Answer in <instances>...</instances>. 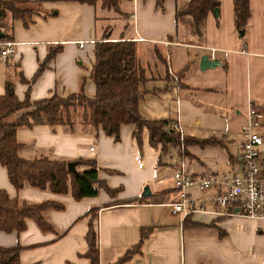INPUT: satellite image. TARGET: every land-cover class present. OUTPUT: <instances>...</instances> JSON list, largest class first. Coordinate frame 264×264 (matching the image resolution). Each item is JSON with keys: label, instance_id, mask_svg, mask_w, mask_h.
Listing matches in <instances>:
<instances>
[{"label": "crops", "instance_id": "0c3cea01", "mask_svg": "<svg viewBox=\"0 0 264 264\" xmlns=\"http://www.w3.org/2000/svg\"><path fill=\"white\" fill-rule=\"evenodd\" d=\"M216 1L218 19L209 12L202 26L211 32L206 36L202 32L197 40L191 18L175 16L176 8H185L188 0H164L161 5L156 0H121L118 12L100 4L45 1L41 12L32 15L29 27L20 19L12 21L10 41L16 51L5 60L0 58V94L5 81L11 80L20 101L28 90L31 100L54 93L67 96L79 91L84 79V92L92 97L95 85L89 75L95 61L94 44L109 33L111 40H134L141 64L155 72V79L145 85L149 92L139 102L142 116L176 122L180 137L212 140L163 148L161 143L150 144L146 128L135 137L131 124L120 126L118 140L100 127L82 124L73 132L60 125L19 128L16 136L23 144L21 156L92 159L98 179L110 190L99 187L95 197L79 200L29 185L16 190L0 165V189L10 198L64 204L62 210L44 212L53 230L42 231L30 219L21 232L0 230V247L21 246V264H91L86 256L90 222L96 233L99 264L119 261L137 244L141 228L147 227L153 230L141 252L123 264H264V220L236 214L235 207L213 213L214 188L186 189L194 207L202 205V211L183 216L171 210L179 200L173 182L175 168L181 167L191 177L240 170V127L248 105L263 113L257 131L263 139L259 151L264 174V0H249L242 35L233 26L231 0ZM79 42L84 45L80 47ZM56 45L62 50L30 87L20 80L21 76L30 80L49 47ZM173 48H181L185 58H171ZM189 49L201 52L191 55ZM166 52L170 55L165 58ZM201 55L217 64L199 70ZM171 75L176 76L175 81ZM27 110L16 112L14 118ZM145 189L149 193L144 196Z\"/></svg>", "mask_w": 264, "mask_h": 264}, {"label": "trees", "instance_id": "16d2710c", "mask_svg": "<svg viewBox=\"0 0 264 264\" xmlns=\"http://www.w3.org/2000/svg\"><path fill=\"white\" fill-rule=\"evenodd\" d=\"M45 1H75L91 5L100 4L103 8L119 11L121 0H0V44L12 38V21L22 20L25 27L33 22L32 15L41 12V3ZM161 5L164 0H156ZM232 22L236 30H242L249 15V0H231ZM218 6L216 0H188L183 9L176 8L175 16L188 15L192 21L195 35H201V27L206 15ZM62 50L61 45L50 46L45 59L39 62L37 70L26 82L30 87L42 74L55 55ZM95 61L90 70V78L95 85L92 97L85 94L81 81L79 91L67 96L56 93L49 97L31 100L29 90L20 101L15 94V84L11 80L4 83V92L0 94V165L4 166L9 182L16 190L29 185L39 189H48L55 194H70L74 200L95 197L99 187L109 188L98 179L95 161L77 159L76 166L84 165L86 169L71 173L67 169L66 160L51 159L39 156L28 159L20 155L23 144L17 139L19 128H31L36 124H46L52 128L57 125L74 131L77 124L100 127L106 135L119 138L122 124L133 125V135L140 137L143 128L148 130L150 144L184 146L193 141L200 145L212 140H191L180 137L179 131L173 128L168 120H152L142 116L139 102L149 92L145 88L148 81L154 80V74L144 67L137 57V45L134 40H111L109 33L95 41ZM161 62H165L160 58ZM32 108V109H31ZM27 110L20 116L15 113ZM62 210L64 204L56 200L39 203H28L17 197L10 198L8 193L0 189V230L5 232H21L26 228V221L33 220L42 231L53 230L45 219L47 210ZM151 227L141 228L137 244L127 249L124 256L113 264H123L134 254L140 253L142 245ZM88 251L86 256L91 264H99L96 233L92 223L86 235ZM21 246L0 247V264H21L19 252Z\"/></svg>", "mask_w": 264, "mask_h": 264}, {"label": "built area", "instance_id": "2783aa9c", "mask_svg": "<svg viewBox=\"0 0 264 264\" xmlns=\"http://www.w3.org/2000/svg\"><path fill=\"white\" fill-rule=\"evenodd\" d=\"M84 42H79L82 47ZM13 41L0 44V58L5 60L15 53ZM213 49H210V57ZM263 118V113L254 106L248 105L245 113V122L240 127L242 142L240 145V170L220 174L205 173L199 177L189 176L181 167L173 172L174 188L179 191V200L171 210L183 216L196 211H202L203 206L194 207V200L186 193V189L195 186L199 190L214 188V210L236 208L237 213L254 220H264V174L261 169L259 147L262 144V135L257 131ZM173 128L179 130L177 123ZM90 150H93L91 147Z\"/></svg>", "mask_w": 264, "mask_h": 264}, {"label": "rangeland", "instance_id": "374dc122", "mask_svg": "<svg viewBox=\"0 0 264 264\" xmlns=\"http://www.w3.org/2000/svg\"><path fill=\"white\" fill-rule=\"evenodd\" d=\"M229 2H230V0H229ZM224 6V1H222L221 2V6ZM213 15V14H212ZM215 17V16H214ZM220 17H222V19H223V15H221ZM216 19H218V16H216ZM221 19V20H222ZM202 28V32H203V34H204V36H206V34H209L210 32H211V30H210V28L207 26V27H205V26H202L201 27ZM238 33H239V30H238ZM198 37H200L199 35H195L194 34V38L197 40V38ZM197 42H200V41H197ZM189 51H190V54L191 55H193V54H195V55H199V53L201 52L200 50H198V49H189ZM170 54L168 53V52H166V53H164V57L166 58L167 56H169ZM185 52L181 49V48H173L172 49V54L170 55L171 56V58H185ZM143 58H146V57H144L143 56ZM199 58H200V56H199ZM197 66H198V68H199V61H198V63H197ZM199 70H201L200 68H199ZM204 70V69H203ZM154 71V70H153ZM153 73V72H152ZM155 73V72H154ZM153 73V74H154ZM171 77L174 79V81H175V79H176V76L175 75H171ZM163 83L162 82H159L158 83V85H162ZM144 107V106H143ZM32 109V108H31Z\"/></svg>", "mask_w": 264, "mask_h": 264}, {"label": "water", "instance_id": "95a60500", "mask_svg": "<svg viewBox=\"0 0 264 264\" xmlns=\"http://www.w3.org/2000/svg\"><path fill=\"white\" fill-rule=\"evenodd\" d=\"M211 13L214 15V16H217L218 15V12H217V7L213 8ZM239 34L242 35V31L239 30ZM2 36V34L0 33V37ZM217 64V61L216 60H212L211 58H208L207 55H201L200 58H199V68L201 70L205 69V68H208V67H212L214 65ZM67 169L71 172V173H75L76 172V162L74 161H69L67 163ZM149 193V191L147 189L144 190L143 192V195H147Z\"/></svg>", "mask_w": 264, "mask_h": 264}]
</instances>
